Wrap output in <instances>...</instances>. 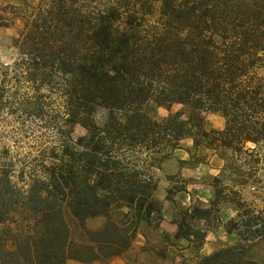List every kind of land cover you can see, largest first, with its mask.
I'll list each match as a JSON object with an SVG mask.
<instances>
[{
    "label": "trees",
    "instance_id": "trees-1",
    "mask_svg": "<svg viewBox=\"0 0 264 264\" xmlns=\"http://www.w3.org/2000/svg\"><path fill=\"white\" fill-rule=\"evenodd\" d=\"M13 40L22 42L28 78L43 83L58 74L65 122L88 133L79 150L64 144L40 159L25 189L0 170V264L90 263L123 254L139 228H158L161 217L146 168L186 138L217 151L222 173L237 176L231 183L251 182L237 178L264 157V0H110L95 11L48 0ZM150 104H179L185 114L154 119ZM97 107L107 113L101 125L91 120ZM206 112L222 116L223 128L207 129ZM116 143L141 151L143 165L114 154ZM219 201L215 192L209 206L180 208L171 238L201 244L206 227L195 224L207 223ZM232 203L238 212L224 228L236 241L196 264H262L249 247L264 237V221ZM117 204L127 209L119 222L109 214ZM97 216L104 224L87 229L86 219ZM69 220L84 240L72 237Z\"/></svg>",
    "mask_w": 264,
    "mask_h": 264
},
{
    "label": "rangeland",
    "instance_id": "rangeland-1",
    "mask_svg": "<svg viewBox=\"0 0 264 264\" xmlns=\"http://www.w3.org/2000/svg\"><path fill=\"white\" fill-rule=\"evenodd\" d=\"M47 1L0 0V170L11 173L18 189L27 187L30 175L36 173L40 165V159L53 151L58 152L64 144H68L72 151L79 150L80 139L88 133L79 123L65 122L68 112L58 74H53L50 81L43 83L28 78L23 69L24 55L20 54L17 46L22 42L19 40L16 45L13 40L25 28L26 22L40 13ZM109 1L75 0V3L81 11H95ZM177 111L185 114V109L179 104L169 108L151 104L148 107V113L154 119ZM106 114L105 109L97 107L91 120L101 125ZM204 119L207 129L224 126V119L219 114L206 112ZM112 147L114 154H122L133 164L143 165L145 156L137 148L117 143ZM258 158L260 163L255 170L245 168L247 174L237 178L238 181H247L250 177L248 181L251 179V182L234 184L228 179L237 176L222 173L224 162L217 151L202 145L195 148L190 138L179 141L166 159L148 170L146 168L155 184L153 198L161 210L158 228L155 225L139 228L131 245L119 256L90 263L69 259L66 264H196L200 257L233 244L235 234L226 232L224 228L225 222L238 212L232 201H240L247 216L258 215L264 221V157ZM246 159L249 161L255 157ZM215 192L220 198L218 208L211 209L207 223L200 221L195 224L200 228L206 227L203 242L188 244L186 241H174L171 238L172 229L176 227L173 218L178 210L197 201L209 206ZM224 197L226 200H221ZM126 211L124 206L112 205L110 218L119 222ZM105 221L102 216L88 218L85 227L96 230ZM69 222L72 237L84 240L81 228L74 221ZM249 256L264 264V237L250 244Z\"/></svg>",
    "mask_w": 264,
    "mask_h": 264
},
{
    "label": "crops",
    "instance_id": "crops-1",
    "mask_svg": "<svg viewBox=\"0 0 264 264\" xmlns=\"http://www.w3.org/2000/svg\"><path fill=\"white\" fill-rule=\"evenodd\" d=\"M172 230H173V232H175V230H176V227H175V229H172ZM142 244H143V243H141V246H143V245H144V244H143V245H142Z\"/></svg>",
    "mask_w": 264,
    "mask_h": 264
}]
</instances>
